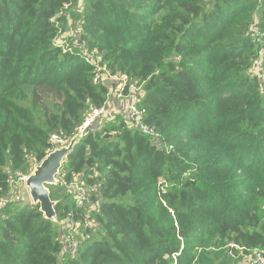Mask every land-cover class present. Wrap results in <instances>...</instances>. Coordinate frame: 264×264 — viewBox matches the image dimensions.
<instances>
[{
  "label": "trees",
  "instance_id": "1",
  "mask_svg": "<svg viewBox=\"0 0 264 264\" xmlns=\"http://www.w3.org/2000/svg\"><path fill=\"white\" fill-rule=\"evenodd\" d=\"M70 18L111 71L144 84L140 107L158 139L119 117L95 126L63 166L67 184L83 174L98 185L89 206L76 208L70 193L57 202L60 239L40 206L13 212L7 203L0 264H237L231 244L264 251L259 0H0V201L8 171L27 174L51 135L72 137L106 102L108 87L94 83L79 49L53 44ZM70 224L84 235L76 258L64 249Z\"/></svg>",
  "mask_w": 264,
  "mask_h": 264
},
{
  "label": "built area",
  "instance_id": "2",
  "mask_svg": "<svg viewBox=\"0 0 264 264\" xmlns=\"http://www.w3.org/2000/svg\"><path fill=\"white\" fill-rule=\"evenodd\" d=\"M68 7L69 5H66V9ZM52 22H54V20H52ZM68 38H70L68 33L59 30L53 44L56 48H60L68 53H74V50L78 48L80 56L84 58L86 63L94 68V83L97 85L103 84L105 75H109L114 80L116 87L113 95L107 93L106 102L103 106L94 107L86 113L83 122L75 128L72 137H63L59 134L51 135L49 140L51 148L48 150V155L54 152L57 148L68 147L73 137H79L82 140L92 132L95 126L114 121L116 117L115 115H119V118H123L120 116L121 114L126 118L125 123H127V126L130 129L142 131L145 135L158 139V132L156 129L145 122L147 114L146 110L140 107L141 101L145 96L144 84L139 86L130 75L119 71H111L105 62L103 55L99 54L96 50L90 52L85 46L81 52V48L83 47L81 42L76 40L73 43H69ZM117 100L120 104L118 106L115 104ZM30 160L31 167L27 174L22 172L16 173L17 179L26 186L29 177L34 174L37 167L42 163H38V161L33 159L32 156H30ZM56 179L57 183H65L68 188H70V194L73 197L75 207L78 209H83L89 206L90 195L96 193L99 189L97 184H90L83 174H74L73 181L67 184L65 182L66 173L63 168ZM6 202L7 201H0V209L6 206ZM88 225L91 227H97L98 223L93 219L90 220V224ZM66 229L67 234L64 238V249L71 257L76 258L80 254L81 238L83 239L84 235L81 234V230L76 224H70L69 229L67 225ZM88 238H86V240ZM231 248L239 250V253L242 256V261L239 264H244V262L246 264H264V251H255L252 254L245 255L242 248H239L234 244H231Z\"/></svg>",
  "mask_w": 264,
  "mask_h": 264
},
{
  "label": "rangeland",
  "instance_id": "3",
  "mask_svg": "<svg viewBox=\"0 0 264 264\" xmlns=\"http://www.w3.org/2000/svg\"><path fill=\"white\" fill-rule=\"evenodd\" d=\"M260 3H263L264 0H259ZM71 19V18H70ZM258 22V18L256 16L253 17V22L250 26V30L254 31L255 30V22ZM79 22H73V20L71 19V22L68 24V31H65L64 33H68V35L70 36V38H68V42L69 43H73L74 41H79L81 42L82 44V48H81V52L83 51L84 49V46L90 51H94V50H90L86 45H85V42H83L82 40H80V34H81V27L80 25L78 24ZM62 50V49H61ZM79 52V50H78ZM80 56V54H79ZM81 57V56H80ZM84 59V58H82ZM258 66H260V62L257 61L255 63V72H258L259 73V70L257 69ZM139 86L143 85V83H139L138 81L134 80ZM103 84L106 85V87H108V94H114V90H115V87H116V84L114 83V80L109 76V75H105L104 79H103ZM27 89L28 90H32L33 87H30V86H26L24 88H21L19 89L17 92H16V95L18 96L19 99L21 100H25L27 98ZM113 98V96H112ZM116 106L120 105L119 104V101L117 100L115 102ZM115 119L119 116V115H115ZM120 116L123 117L124 119V122H126V118L123 116V114H121ZM1 123V121H0ZM103 123V122H101ZM113 137V136H112ZM154 139V138H153ZM10 187H9V191H8V195L6 197L7 201L6 204L8 203L9 206L11 205H14L13 207H11V210L13 212H17L21 209H23L24 207H30V208H37L39 207V205H36L33 203V201L31 200V197H30V192H29V189L27 188V186L20 182L18 179H17V176H16V173H20V172H10ZM61 181V179H60ZM49 190L52 194V200L55 201V202H61V201H65L66 200V197L69 195V189H68V186L62 182L58 183V185H54L52 187H49ZM55 228H56V232L58 233V238L61 239V233L63 232L64 230V227H66V224L65 222L61 221L58 219V217H56V219L54 221H52ZM235 261V260H234ZM244 262V261H243ZM221 262L219 261V264ZM239 264V263H237ZM244 264H246L244 262Z\"/></svg>",
  "mask_w": 264,
  "mask_h": 264
},
{
  "label": "water",
  "instance_id": "4",
  "mask_svg": "<svg viewBox=\"0 0 264 264\" xmlns=\"http://www.w3.org/2000/svg\"><path fill=\"white\" fill-rule=\"evenodd\" d=\"M106 138H112V135H106ZM80 141L81 138L73 137L68 147L57 148L50 153L27 181L32 201L40 206V211L48 220L56 219L55 208L58 204L52 200L49 186L58 185L56 178L62 170L63 164ZM92 161V158L87 161L89 166H92Z\"/></svg>",
  "mask_w": 264,
  "mask_h": 264
},
{
  "label": "crops",
  "instance_id": "5",
  "mask_svg": "<svg viewBox=\"0 0 264 264\" xmlns=\"http://www.w3.org/2000/svg\"><path fill=\"white\" fill-rule=\"evenodd\" d=\"M69 189V193H70V188H68Z\"/></svg>",
  "mask_w": 264,
  "mask_h": 264
}]
</instances>
